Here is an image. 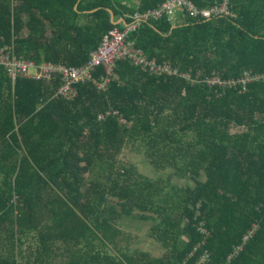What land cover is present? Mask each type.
Here are the masks:
<instances>
[{
  "label": "trees",
  "instance_id": "16d2710c",
  "mask_svg": "<svg viewBox=\"0 0 264 264\" xmlns=\"http://www.w3.org/2000/svg\"><path fill=\"white\" fill-rule=\"evenodd\" d=\"M165 1L0 0V47L78 67L122 28L110 10L128 24ZM232 6L235 18L152 20L129 36L194 84L119 60V80L80 83L67 101L58 81L13 86L0 70V264H264V79L205 82L264 76V0ZM125 150L158 179L123 161ZM125 217L152 222L158 257L121 228Z\"/></svg>",
  "mask_w": 264,
  "mask_h": 264
},
{
  "label": "built area",
  "instance_id": "2783aa9c",
  "mask_svg": "<svg viewBox=\"0 0 264 264\" xmlns=\"http://www.w3.org/2000/svg\"><path fill=\"white\" fill-rule=\"evenodd\" d=\"M232 0H223L220 3L210 5V7H199L192 0H166L156 8L143 12L128 14L130 23L125 26L115 27L108 31L99 47L92 51L90 58L81 66H68L62 63L43 61L36 63L32 60L21 58L15 53V45L6 44L0 47V70L4 69L11 80L12 85L18 78H32L48 82H60L56 96L71 101L78 95L77 85L80 83L93 82L99 90H106L108 84L113 80H119L115 74L116 63L119 60H126L141 70L155 75H178L187 79L191 84L196 80L190 74L181 73L179 69L172 66L171 62L159 64L155 59H149L145 52L135 46L129 40L130 34L136 31L143 23L166 19L173 26L186 22V19L198 21L208 20L216 17L235 18L236 13L232 9ZM104 68L105 75L99 80L95 79L96 70ZM264 79L261 75H252L245 72L241 79L222 82L218 76L208 77L205 82L211 86L223 85L232 87L238 83L246 86L247 83ZM122 122L124 120L121 119ZM241 250V247H238ZM208 256L202 258L204 262Z\"/></svg>",
  "mask_w": 264,
  "mask_h": 264
},
{
  "label": "rangeland",
  "instance_id": "374dc122",
  "mask_svg": "<svg viewBox=\"0 0 264 264\" xmlns=\"http://www.w3.org/2000/svg\"><path fill=\"white\" fill-rule=\"evenodd\" d=\"M126 3H133V0H123ZM25 78V77H24ZM27 78V77H26ZM19 79V78H18ZM32 79V78H31ZM121 159L123 161L129 160L135 164L141 174L147 176L150 179H158L160 176L159 172H157L154 167L149 163V161L143 155H137L131 153L129 150H125L121 155ZM171 172V170H167L164 172L163 176L167 177V175ZM174 183L179 182L185 184V180L183 179H173ZM188 183V181H187ZM152 226L151 221H144L136 217H125L124 220L121 222V228L124 230H128L133 234L138 235V241L140 242L139 245H136L142 248L145 252H150L153 257H158L161 254V251L158 249V243L153 241L151 238H148V232Z\"/></svg>",
  "mask_w": 264,
  "mask_h": 264
},
{
  "label": "water",
  "instance_id": "95a60500",
  "mask_svg": "<svg viewBox=\"0 0 264 264\" xmlns=\"http://www.w3.org/2000/svg\"><path fill=\"white\" fill-rule=\"evenodd\" d=\"M110 15H111V21L115 24V25H118L119 22L118 21H115V15L113 13L112 10H110Z\"/></svg>",
  "mask_w": 264,
  "mask_h": 264
},
{
  "label": "crops",
  "instance_id": "0c3cea01",
  "mask_svg": "<svg viewBox=\"0 0 264 264\" xmlns=\"http://www.w3.org/2000/svg\"><path fill=\"white\" fill-rule=\"evenodd\" d=\"M118 22H119V24L118 25H122V26H125V21H124V19L123 18H120L119 20H118ZM127 161H129V160H127ZM149 238V237H148Z\"/></svg>",
  "mask_w": 264,
  "mask_h": 264
}]
</instances>
